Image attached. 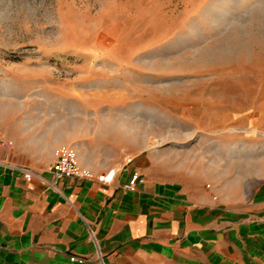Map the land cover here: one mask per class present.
Segmentation results:
<instances>
[{
  "label": "rangeland",
  "instance_id": "374dc122",
  "mask_svg": "<svg viewBox=\"0 0 264 264\" xmlns=\"http://www.w3.org/2000/svg\"><path fill=\"white\" fill-rule=\"evenodd\" d=\"M13 117L71 141L53 153L143 154L160 180L253 203L264 0H0V124Z\"/></svg>",
  "mask_w": 264,
  "mask_h": 264
},
{
  "label": "crops",
  "instance_id": "0c3cea01",
  "mask_svg": "<svg viewBox=\"0 0 264 264\" xmlns=\"http://www.w3.org/2000/svg\"><path fill=\"white\" fill-rule=\"evenodd\" d=\"M26 124H0V264H264V196L232 208L223 195L154 177L149 157L126 153L71 159L95 176L112 171L110 183L62 179L47 189L11 167L51 180L49 166L70 158L67 147L52 150L71 141L34 137ZM132 177L144 183L124 191Z\"/></svg>",
  "mask_w": 264,
  "mask_h": 264
},
{
  "label": "built area",
  "instance_id": "2783aa9c",
  "mask_svg": "<svg viewBox=\"0 0 264 264\" xmlns=\"http://www.w3.org/2000/svg\"><path fill=\"white\" fill-rule=\"evenodd\" d=\"M4 143L2 133L0 132V146ZM22 173L27 181L36 178L39 183L51 190L57 189V182L62 179H74V180H97L102 183H110L113 179V172L110 171L103 175L95 176L91 171L79 168L74 161L68 157H63L49 166V173L51 174V180H47L42 176L34 175L33 173L18 167H11ZM144 179L142 177H132L127 183L122 186L124 191H132L138 184H143Z\"/></svg>",
  "mask_w": 264,
  "mask_h": 264
}]
</instances>
